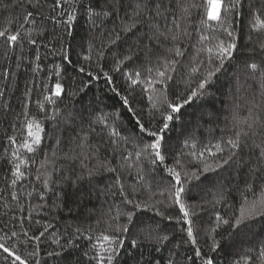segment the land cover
I'll return each mask as SVG.
<instances>
[{
  "label": "trees",
  "instance_id": "obj_1",
  "mask_svg": "<svg viewBox=\"0 0 264 264\" xmlns=\"http://www.w3.org/2000/svg\"><path fill=\"white\" fill-rule=\"evenodd\" d=\"M188 2L207 5L208 0ZM135 3L136 0H123L114 14L90 17L89 10L100 11L103 0H59V4L57 0H0V30L7 29L9 34L18 35L13 44L0 37V243L22 257L36 251V257L30 258L29 264H35L36 260L40 264H96L90 258L99 251V244L105 243L96 237L111 231L108 228L112 223L110 216L131 208L123 203L128 196L138 203L156 205L164 216L151 209L138 210L136 227L130 226V233L125 234L124 248L114 264H137L138 260L142 264H169V261L203 264L208 256L214 258V264H232L248 249L252 250L248 254L253 257L250 264H255V256L264 242V222L255 221L250 231L229 236L228 226L218 225L216 214L228 218L238 212L244 197L249 201L258 199L260 181L254 182L252 191H247L243 181L247 179L248 170L228 166L193 181L185 196L196 240L193 245L186 232L189 225L182 219L177 221L182 214L171 206L167 196L168 173L164 169L178 157L188 168L196 170L202 164L189 153L209 148L215 152L217 143L227 152V139L239 129L249 131L243 118L249 123L264 119V89L260 87L259 73L254 76L247 67L249 63L264 61V51L260 49L264 30L252 28L256 16L264 21V0H243V7L237 10L239 14L229 16L234 19L230 30H234L238 49L213 77L207 94L182 110V116L170 123L165 134L166 162L158 166L150 165L143 158L137 161L134 156L151 140L139 132L136 118L146 127L155 126L159 119L156 113L157 119L152 120L150 113L157 94L153 89L161 86L154 83L149 87L148 78H155V71L149 73L146 69L159 66L162 63L159 58L166 53L146 38L150 35L153 14L137 25L135 36L122 34L121 40L110 43V34L131 15ZM208 10L211 11L210 5ZM28 12L33 15L25 19ZM69 13L75 16L70 24ZM165 15L168 22L157 18L162 27L172 19L170 13ZM202 15L207 19L204 7L192 8L187 24L181 22L191 36L179 42L184 56L178 58L181 65L172 73L175 83L169 82L170 93L173 89L183 91L192 67H199L203 72L212 67L206 63L209 54L201 48H215L217 38L228 39L222 29L213 32L201 25ZM208 23L213 27L217 24L216 21ZM201 35L210 38L201 42ZM136 37H140L139 44ZM33 40L35 43L30 42ZM130 51L135 53L133 59L124 60ZM85 56L91 58L86 60ZM119 60L124 62L117 71ZM137 71L141 73L140 83L131 85L128 76ZM105 73L112 78L111 82ZM56 83L62 87L59 96L54 95ZM124 96L128 97L135 115L123 104ZM45 97H50L52 102ZM32 119L38 121L44 131L40 145L34 146L35 152L28 153L21 145L27 135L26 121ZM256 128L259 129V123ZM113 129L117 136L110 135ZM9 137H14L15 143ZM260 139V136L255 137L256 142ZM81 140L86 145L83 167L81 159L69 160L65 156L73 155V149L75 154H80L77 144ZM13 152L21 159L35 160V163L20 165L25 175L15 185L12 170L13 164L19 161L13 157ZM129 154L133 155L121 167L123 157ZM222 155L224 153H217V156ZM250 155L245 149V159ZM204 160L211 163L213 157L205 152ZM254 162L253 157L251 163ZM99 163L117 168V173L101 170L89 179L86 169H94ZM81 174L85 179L77 181ZM117 175L124 194L119 193L118 186L105 193L106 188L115 184ZM45 179L47 187L43 183ZM12 193H16L17 200L12 199ZM169 216L172 219L165 218ZM119 222H124L123 217ZM13 232L16 236H12ZM41 232L44 235L39 240L30 239ZM89 236L91 240L87 239ZM163 236L168 239L157 243L156 239ZM213 237L219 241L215 252L210 247ZM133 240L137 241V247L131 246ZM93 244L97 248L93 249ZM196 248L201 250L202 257L195 256ZM53 252L60 255L50 256ZM6 255L0 249V264H11V258L5 260Z\"/></svg>",
  "mask_w": 264,
  "mask_h": 264
},
{
  "label": "snow or ice",
  "instance_id": "obj_2",
  "mask_svg": "<svg viewBox=\"0 0 264 264\" xmlns=\"http://www.w3.org/2000/svg\"><path fill=\"white\" fill-rule=\"evenodd\" d=\"M59 4V0H57ZM123 3V0H103V5L100 11H95L94 9L89 10L90 17H107L114 14L118 7ZM211 6L212 10H208V6ZM204 7L205 15L201 16L200 23L206 28L212 29L215 32L217 29H222V31L226 34L227 40L217 38V42L215 44V48H201V51H206L209 55L207 57L206 63L211 65L212 67L206 72L201 71L199 67H192L191 72L189 73V78L184 81V89L183 91L172 90L169 92V82L175 83V78L172 73L177 71V66L181 65L180 57L184 56V51L179 46V42L182 38H189L191 36V32H189L186 26H182V21L187 24L190 20L191 10L192 8ZM243 7V0H208L207 5H200L196 3H189L188 0H136L135 6L133 7L131 15L127 16L126 19L123 20V23L119 26L118 30H113L111 35V44H115L117 41L122 39V34L127 35L131 33L135 36V30L137 29L138 24H142L145 22V18L149 14L152 15V19L149 23V32L146 38L150 41H154L158 46L164 49L166 55H163L159 59L162 60V63L155 68H147L146 71L151 73L155 71V78H148V85L152 87L153 84H159L160 89H153L157 94L155 96V102L152 104L153 112L150 113L152 120H156V113L159 114L158 122L155 126L146 127L143 122L136 118V125L139 128V132L142 134H146L151 138L150 142L144 144L143 148L140 151L134 153L135 159L139 161L141 158L148 161L150 165L158 166L165 165L166 162V137L165 134L170 128V123H174L182 116V110L186 107L191 106L196 100L204 97L208 90L212 87L213 77L219 73L225 65L226 61H230L234 53L238 49V45L236 42V37L234 35V30H230L232 25L234 24V19H229V16L234 17L239 14L238 9ZM165 13H170L172 15V19L169 23H166L163 27L158 22L157 18L163 19L168 22V16ZM264 14V13H262ZM33 14L32 12H28L25 19H28ZM75 19V16L71 13L68 14V23ZM208 21H216L217 24L215 27L210 25ZM252 28L254 30H264V21H261L259 16H256L255 22L252 24ZM70 34V33H69ZM0 37L5 39V42L8 44H13L17 42L18 35H11L8 33V30H0ZM210 37L206 35L200 36V41H207ZM137 44L140 42V37H136ZM31 43H35V41H30ZM171 45L170 47H166V45ZM147 47V46H146ZM261 51H264V43L260 44ZM63 52V49H61ZM134 52L130 51V53L124 57V60L131 61L133 59ZM67 59V56L64 57ZM90 56H85V59H90ZM124 60L117 61L116 70L119 71V65L124 62ZM264 64V61L261 64L256 62H252L247 64V67L251 70L252 74L255 76L259 73V81L260 87L264 89V67L261 65ZM81 72L84 71L83 68L80 69ZM59 75V73H57ZM195 75V78L193 76ZM91 77L92 74L89 73ZM105 77L109 82H111V77L105 73ZM141 73L139 71L135 72L134 75H129L128 79L131 81V85H136L140 83ZM94 78V77H93ZM54 95L59 96L62 91V87L59 83H56ZM147 90V89H146ZM115 92L116 89L113 88ZM119 94V93H117ZM45 99L52 102L50 97H45ZM150 100H153V97H149ZM123 104L128 108L129 112H133V109L129 105V99L127 96L122 97ZM135 115V113L133 112ZM51 119H55V117H51ZM234 119H236L234 117ZM243 122L246 124L249 131H245L243 129L237 130L233 137L227 139V152L225 149L221 147V144L217 143L215 145L216 151L213 152L210 148L205 149L204 151L191 152L189 155L196 156L202 167L191 170L188 168L184 162L180 158H175L174 161L170 164H167L165 167V171L168 173V189L167 196L171 201V206H175L178 209V212L182 214V216H178L176 219L179 222L181 219L188 224L189 226L186 228L187 236L190 238V242L195 245L196 240L194 237L192 221L189 219L190 213L188 210V205L185 201V196L189 191V185L193 181H199L201 176L209 172H217L218 170L225 169L226 166L231 168H246L248 170L247 179L243 182L245 184V188L247 191L253 190V184L256 181H260L261 186V196L258 199H254L249 201L247 197L243 198V202L241 203L238 212L233 213L228 218H224L219 213L216 214V221L219 225L222 223L223 225L228 226L229 232L228 235L231 236L233 233L237 235L244 234L251 230L253 227V222L260 221L264 222V119L257 118L254 119L251 123L248 122L247 118H243ZM257 123H259V129L256 128ZM26 129L27 135L24 137L22 142V147L27 150L28 153H34L35 147L39 146L41 143V133L44 131L42 125L36 121L35 119L26 121ZM94 131V129H93ZM110 135L117 136L118 133L113 129L110 132ZM260 136V142H256L255 137ZM9 140L15 143L14 137H9ZM251 141V143H249ZM60 141L57 139V144ZM115 143V141H113ZM141 143H143V139L141 138ZM187 143V142H186ZM86 147L84 140H81L77 144V148L81 149L80 154H75V149H73V155L65 154L66 158L69 160L72 159H81V165L83 167V159L84 156L83 149ZM87 147H91L88 145ZM195 147V145H193ZM248 149L252 154L245 159L244 151ZM98 151V149H97ZM205 152H207L211 157H213V162H207L204 160ZM217 153H224L222 156H217ZM13 157L19 161V163L13 164L12 176L15 179L12 180V184L15 185L17 180L25 175L24 172L20 170L21 164L35 163V160L31 157L27 159H21L20 156L13 152ZM133 154H129L128 156L123 157L124 163L121 164V167L125 166ZM181 155H184L181 153ZM255 159L254 163H251L252 159ZM12 163V161H9ZM128 166H131L130 164ZM101 170L117 173V168L111 167L107 163H99L94 169H86L87 177L89 179L94 176L100 174ZM39 178V177H38ZM85 177L83 174L77 177V181L84 180ZM143 179V177H141ZM155 179V177H153ZM45 187L48 185V180L45 179L43 181ZM75 183V181L73 182ZM119 193L121 195L124 194V186L120 181L119 175L115 177V184L109 186L105 189V193H107L112 187H117ZM135 191V189L133 190ZM115 194V193H113ZM164 193H161L163 195ZM31 195V193H29ZM12 199L17 200L18 197L16 193H12ZM123 203L129 208L126 211L118 210L115 215L109 217L112 223L108 224V228L111 230L107 234H101L96 239L102 240L105 243L99 244V251L95 253L90 259H94L96 264H114L117 260V257L120 255L121 250L124 248L126 242L125 234L130 233V226L136 227L135 217L137 215V211L140 209H151L155 211L157 215L164 216V212L160 211L156 205H149L147 202L141 201L137 202L134 198H129L125 196ZM162 203V202H158ZM121 217H123L124 222L120 223ZM167 219H172V217H165ZM79 232V229H77ZM215 231V229H213ZM44 235L43 232L40 233L39 236L31 237L30 239L39 240L40 237ZM151 235V234H149ZM12 236H16V233L13 232ZM27 236V233H25ZM87 239L91 240L92 237L89 236ZM147 239V237H146ZM167 236L158 237L156 239L157 243H162L167 240ZM57 243H59L57 241ZM106 244V246H105ZM132 247H137L138 243L136 240L131 242ZM93 249L97 248L96 244L92 245ZM211 250L213 252L219 247V241L212 238ZM0 249L6 253L5 260L7 261L11 258V264H29V259L36 257L37 252H29L27 257H22L18 254L17 251L12 250L11 248L5 246L4 243H0ZM251 249H248L246 254L241 256L239 259L234 260L232 264H250L253 261V257L248 253H251ZM106 255H104V254ZM50 256H59L60 253L53 252L49 253ZM195 256L202 257V252L199 248L195 249ZM35 264H40L39 260H36ZM137 264H142L140 260L137 261ZM169 264H172L169 261ZM203 264H214V258L208 256L203 259ZM255 264H264V242H261V245L258 249V255L255 256Z\"/></svg>",
  "mask_w": 264,
  "mask_h": 264
},
{
  "label": "crops",
  "instance_id": "obj_3",
  "mask_svg": "<svg viewBox=\"0 0 264 264\" xmlns=\"http://www.w3.org/2000/svg\"><path fill=\"white\" fill-rule=\"evenodd\" d=\"M211 10H212V8H211Z\"/></svg>",
  "mask_w": 264,
  "mask_h": 264
}]
</instances>
